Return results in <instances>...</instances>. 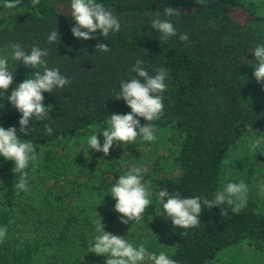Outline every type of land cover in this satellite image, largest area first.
Returning <instances> with one entry per match:
<instances>
[{"label":"trees","instance_id":"obj_1","mask_svg":"<svg viewBox=\"0 0 264 264\" xmlns=\"http://www.w3.org/2000/svg\"><path fill=\"white\" fill-rule=\"evenodd\" d=\"M97 2L118 18L121 28L106 39L97 32L95 39L78 40L71 32L75 23L71 0H40L35 7L32 0H19L12 9L0 0V54L8 57L9 70L14 72L13 85L0 92V126L15 127L22 141L35 146L39 160L26 169L28 187L43 181L62 182V194L50 189L47 197L39 193L45 203L36 209L37 195L15 188L19 175L12 171L14 162L0 156V227H7L6 238L0 242V264H74V249L87 250L84 238L98 234L95 227L100 217L92 205L108 209L101 217L105 231L124 236L126 225L112 210L116 200L110 190L133 168L131 160L112 148L108 156L94 151L87 138L97 133L102 143L110 116L131 112L117 94L121 81L136 77L132 68L137 60L143 61L141 66L150 75L158 69L168 73L163 113L150 123L160 135L157 142L171 148L168 161L156 160L142 173L152 192V203L142 218L144 227L163 212L167 197L158 196L162 190L182 198L213 199L228 183L248 186L238 213L229 210L224 216L219 207H205L199 227L171 225L172 235L161 247L156 245L157 237L148 240L147 246L153 242L155 254L163 251L177 264H243L252 257L254 264H264V108L245 102L246 87L253 84V50L264 44L253 25L260 17L242 0ZM170 6L178 15L159 18L169 19L178 34L164 41L151 21L157 18L156 11L163 13ZM53 30H58L60 42H48ZM184 33L188 42L179 40ZM98 42L107 43L110 51H95ZM17 44L26 53L34 46L46 49L48 55L42 57L46 66L59 69L70 80L63 89L43 94L48 119L33 118L26 126L32 128L28 136L19 133L21 113L8 96L16 85L33 78L35 71L42 74L43 67L26 68L13 61ZM137 119L141 125L148 123ZM46 124L53 128L52 134L46 132ZM138 141L143 143L141 138ZM256 142L258 147L251 151L249 146Z\"/></svg>","mask_w":264,"mask_h":264},{"label":"clouds","instance_id":"obj_2","mask_svg":"<svg viewBox=\"0 0 264 264\" xmlns=\"http://www.w3.org/2000/svg\"><path fill=\"white\" fill-rule=\"evenodd\" d=\"M199 4V0H196ZM19 0H5V8L17 7ZM40 4V0H32V6ZM70 14L75 22L71 32L78 40L95 39L93 33H99L105 39L110 33L118 32L121 28L118 18L107 10L97 0H71ZM173 17L178 15L177 9L173 7L163 8V13L156 11V17L151 21V27L158 30L162 40L167 41L169 37L177 36L174 24L169 19L159 17ZM59 39L58 30H53L48 42L52 43ZM179 40L188 42L189 36L179 34ZM11 54L13 61L21 62L26 68L38 69L43 67V73L34 72L33 78H27L12 89L8 101L21 113L19 119L20 130L24 136H28L32 128H27L33 118L37 121L48 119V109L44 105V93H50L55 89H63L70 83L66 76L60 74L59 69L48 68L46 61L42 59L48 55L46 49L32 47L30 53L19 45L13 46ZM95 51L108 52L110 48L107 43H97ZM255 58L254 78L257 83L264 82V44L258 45L253 50ZM143 61L137 60L132 71L137 75L127 81H121L120 91L117 99L122 98L131 109L128 114H112L108 121L109 127L102 131L104 141L101 145L97 133L87 138L90 149L109 155L114 144L127 146L135 144L138 138L145 142H153L156 139L152 121L160 118L164 110L162 93L166 90L165 79L168 75L164 69H158L155 75H150L142 65ZM13 73L8 67V57L0 58V92H7L13 85ZM142 78V79H141ZM138 117L148 123L142 126ZM46 132L52 134L53 128L45 125ZM15 127L4 128L0 126V156L7 161L14 162L13 173L19 175L15 188L19 191L28 190V172L30 164L35 165L39 160L35 146L27 140H21L17 135ZM258 142L249 146L255 151ZM34 170V167H33ZM146 171L141 167H133L121 175L118 181L111 187L110 196L115 198V211L122 214L120 223L128 224L130 221L138 223L143 217L145 210L149 208L152 201V192L148 185L143 182L142 173ZM248 186L244 182L228 183L223 190L217 191L213 199L201 197L182 198L179 194L170 195L167 190H162L158 196L166 202L162 203L166 218H170L174 228L188 229L201 225L200 215L203 209L220 208V214L229 215L238 213L246 202ZM228 207H223V205ZM99 215V214H98ZM125 217L127 219H125ZM98 233L88 243V252L108 257L105 264H177L165 252L158 255L149 253L143 244L134 246L124 237L112 234L104 230L101 219L96 222ZM7 227H0V242L6 238ZM83 259V257H81Z\"/></svg>","mask_w":264,"mask_h":264},{"label":"rangeland","instance_id":"obj_3","mask_svg":"<svg viewBox=\"0 0 264 264\" xmlns=\"http://www.w3.org/2000/svg\"><path fill=\"white\" fill-rule=\"evenodd\" d=\"M246 5H249L252 10L255 12V14L260 17V21L255 22L254 28L256 31L260 33L261 36L264 38V0H242ZM0 58H2V55L0 54ZM254 66L255 62L251 67V74H250V79H252L253 84L252 86L250 85L248 88L246 87V90L248 89V94L245 98V102L253 106L255 108L261 107L264 108V82L257 83L255 78H254ZM145 126V125H142ZM154 135L156 136L155 141L153 142H139L138 138L135 144H129L126 147L114 144L112 147V150L116 153L126 155L130 158L131 162L130 165L132 167H141L142 169L148 168L154 161L156 160H162L163 162L168 161L169 159H165L166 156L168 155L169 148H171L168 145H161L159 144L158 138H159V133L155 132L154 129ZM142 139V138H141ZM104 138L102 140L101 145L103 144ZM170 156V155H169ZM160 158V159H156ZM162 158V159H161ZM62 184L61 180H58L57 182L50 180V181H43L39 182L36 186L33 187H28V191H32L33 195H37V198L33 201V205L36 207L43 206L45 203V199H42L39 197V193L45 195L47 197L48 190L50 189L53 191V194H62L61 187L60 185ZM31 199H26L25 201L31 203ZM30 213L34 212L33 207H28L27 208ZM38 209V208H36ZM92 210L96 214H99L98 216L101 217L103 215H106L108 213V209L106 211V208H102L101 206H96L92 205ZM113 211L115 210L112 209ZM110 210V211H112ZM118 213V212H117ZM119 215L117 217H121L122 214L118 213ZM120 219V218H119ZM105 221H108V216L106 217ZM126 227L122 230V234H124V237L126 240H128L130 243H132L134 246L137 247V243L143 244L146 250L149 253H155V249L153 248L154 246L158 245V247H161L164 243V241L169 238L172 233L171 229V219L166 218L162 215H157L154 218H152L148 222V227H144V222L143 219H141L138 223H134L131 226H128V224H125ZM124 225V226H125ZM132 229V230H130ZM143 233H146L143 235ZM113 234V233H112ZM97 235V234H96ZM152 237H157L156 240V245L152 242L151 247L147 246V241L151 240ZM148 238V239H147ZM87 243L91 242L93 240L92 237H87L84 238ZM172 243L174 242L171 241ZM78 248V247H77ZM75 248L73 251V258L75 263L74 264H105V261L108 257L103 256V255H96L95 253L88 252L89 249L87 250H80L79 248ZM242 251H246V248L243 247ZM248 254L246 252L242 253V255ZM251 255V254H248ZM246 255V256H248ZM72 257V256H71ZM83 257V259H81ZM250 261L245 259L243 261V264H254L255 259L249 258Z\"/></svg>","mask_w":264,"mask_h":264}]
</instances>
